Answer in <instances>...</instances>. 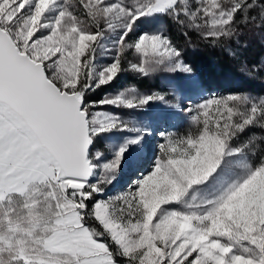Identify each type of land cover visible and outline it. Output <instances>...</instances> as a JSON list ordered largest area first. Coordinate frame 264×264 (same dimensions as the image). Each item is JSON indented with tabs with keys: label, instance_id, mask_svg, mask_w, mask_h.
Segmentation results:
<instances>
[{
	"label": "snow or ice",
	"instance_id": "snow-or-ice-1",
	"mask_svg": "<svg viewBox=\"0 0 264 264\" xmlns=\"http://www.w3.org/2000/svg\"><path fill=\"white\" fill-rule=\"evenodd\" d=\"M165 21L233 55L264 0H0V264H264V96H176L185 131L137 158L156 133L135 114L165 97L99 95L193 73Z\"/></svg>",
	"mask_w": 264,
	"mask_h": 264
},
{
	"label": "rangeland",
	"instance_id": "rangeland-1",
	"mask_svg": "<svg viewBox=\"0 0 264 264\" xmlns=\"http://www.w3.org/2000/svg\"><path fill=\"white\" fill-rule=\"evenodd\" d=\"M168 31L174 43L183 51L184 60L193 68L192 74L156 72L149 76H141L131 72L124 73L114 84L105 89V92L124 91L129 87L136 88L140 94L150 95L159 93L165 97L166 102H151L142 112L135 114L134 123L144 124L153 130L154 135L146 137V146L143 152H137V158L148 152L154 153L155 146L160 141L159 131L168 130L173 133H183L187 127L186 121L183 119V113H179L176 108L169 107L170 103L176 102V96L180 97L182 106L186 105L190 100L198 101L201 96L210 95H226L228 93H244L251 96H264V29L249 26L243 30L240 36V43L232 41L225 45L233 50V55L220 48H212L206 46L197 35L196 43L191 36L189 38L181 33V30L165 21ZM252 51L256 56L246 60V52ZM223 57V58H222ZM224 57H226L224 59ZM129 59L133 61L136 57L129 55ZM223 60L222 64H218L219 59ZM111 54L97 53L99 63L110 62ZM242 64H247L250 68H260L255 75H246L240 70ZM190 76H194L199 82L200 88L195 89ZM251 81V84H249ZM173 93H176L174 96ZM258 134L260 130H255ZM122 136L117 135L111 137L114 143H119ZM104 140L97 142L98 147H103ZM139 175V173H136ZM132 173L124 168L118 177V182L109 186L108 195H115L125 191L128 187L129 179Z\"/></svg>",
	"mask_w": 264,
	"mask_h": 264
},
{
	"label": "trees",
	"instance_id": "trees-1",
	"mask_svg": "<svg viewBox=\"0 0 264 264\" xmlns=\"http://www.w3.org/2000/svg\"><path fill=\"white\" fill-rule=\"evenodd\" d=\"M191 36H193V40H194V42L196 43V36L194 35V34H192ZM256 56V54L254 53L253 54V52L250 50L249 52H246V56H243V57H246V60H249L250 58H254ZM223 58V57H222ZM222 58L221 59H219V61H218V64H222V62H223V60H222ZM226 57H224V59H225ZM250 83L249 84H251V81H249ZM107 89V88H106ZM104 90L105 89H103V90H100L99 91V95H101L103 92H104Z\"/></svg>",
	"mask_w": 264,
	"mask_h": 264
}]
</instances>
